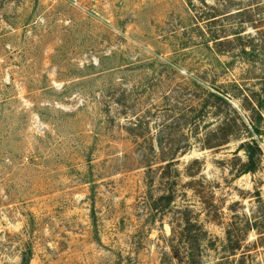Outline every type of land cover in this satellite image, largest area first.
<instances>
[{
  "label": "rangeland",
  "instance_id": "rangeland-1",
  "mask_svg": "<svg viewBox=\"0 0 264 264\" xmlns=\"http://www.w3.org/2000/svg\"><path fill=\"white\" fill-rule=\"evenodd\" d=\"M252 44L264 0H0V264H187L191 248L199 264H264ZM213 92L238 130L260 125L254 172L238 173L246 135L208 141ZM227 226L244 234L235 255Z\"/></svg>",
  "mask_w": 264,
  "mask_h": 264
},
{
  "label": "trees",
  "instance_id": "trees-1",
  "mask_svg": "<svg viewBox=\"0 0 264 264\" xmlns=\"http://www.w3.org/2000/svg\"><path fill=\"white\" fill-rule=\"evenodd\" d=\"M222 14H215L214 16H212V18H216L219 19L220 16ZM215 21V20H213ZM219 35V34H218ZM216 39V43L218 46L223 45V44H230L232 41H228L227 36L223 35V36H218L215 38ZM250 47V51L247 52L245 46L242 47V52L244 54H249L250 56L254 55L256 52H264V44H252L249 46ZM223 52V51H222ZM264 55V53H263ZM209 96L211 98H214V100H216V102L219 104L214 112V115L218 118L217 120V126L215 127L214 130H211V132H209L208 134V141L212 143V140L214 141V143H212V147H219L221 145H223L224 143L227 142V140L233 136H236L235 139L238 138V135L241 133L242 136H247V137H243L242 138V142L239 144L238 146V150H242L244 152L245 155V161L242 164V167L240 170H238L239 174H244V173H250V172H254L256 169V166L258 164V160H259V156L260 154H262V147L259 145L258 141L254 138V136H260V125L256 124L255 122H253L252 120L250 121L249 125H245L244 123H241V125L244 127L241 130H238L237 125H236V121L234 118H228L226 116L227 113H224L222 108H221V103H227V101L225 100V98L219 94V93H209ZM207 103V102H206ZM225 114V115H224ZM262 119V118H261ZM147 123L146 121L142 120L138 121L137 123L134 124L135 127H137L135 130H133V133L129 130H127L128 133H132L134 135V137H136L137 139L141 137L140 133H141V129H144L147 127ZM241 127L239 126V129ZM254 133V134H253ZM161 145V144H160ZM209 145V144H208ZM161 149H163V146H160ZM161 151V150H160ZM167 153V152H166ZM165 153V154H166ZM174 157H163L162 158V162H164L163 166H161L163 169L165 168H170L172 163L175 161H173ZM196 161V160H195ZM173 193L172 192H168V193H163L161 196H159L158 200H165L166 204H170L172 199H173ZM189 210L186 209L185 213H187ZM186 218H188V216L186 215ZM187 222H189V220L187 219ZM255 225L251 224V226ZM258 231V236L263 240L264 237L262 238V234H264V227L263 230H259ZM238 233L235 232V229H231V227L227 226L226 227V241L227 244L225 246V249L230 252V255H235L236 251L240 248V242L242 239L244 234H241V232L238 229ZM188 242H189V237L187 238ZM244 255V254H243ZM248 256H242L239 259H235L233 258L231 261H228L229 264H251V262H248L246 259L249 257V254H247ZM22 264H27V258L26 255L22 257ZM186 259H187V264H199L197 261V257L194 254V252L191 249H188L187 253H186ZM224 262L219 261L216 264H223ZM260 264V263H257Z\"/></svg>",
  "mask_w": 264,
  "mask_h": 264
}]
</instances>
